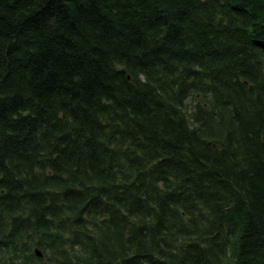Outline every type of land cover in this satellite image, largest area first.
I'll return each mask as SVG.
<instances>
[{
  "label": "trees",
  "instance_id": "1",
  "mask_svg": "<svg viewBox=\"0 0 264 264\" xmlns=\"http://www.w3.org/2000/svg\"><path fill=\"white\" fill-rule=\"evenodd\" d=\"M0 264H264V0H0Z\"/></svg>",
  "mask_w": 264,
  "mask_h": 264
}]
</instances>
